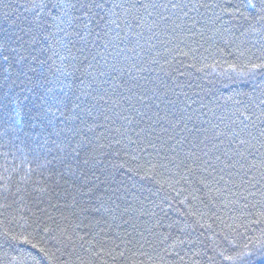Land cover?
<instances>
[{"label":"trees","instance_id":"1","mask_svg":"<svg viewBox=\"0 0 264 264\" xmlns=\"http://www.w3.org/2000/svg\"><path fill=\"white\" fill-rule=\"evenodd\" d=\"M0 264H264V0H0Z\"/></svg>","mask_w":264,"mask_h":264}]
</instances>
